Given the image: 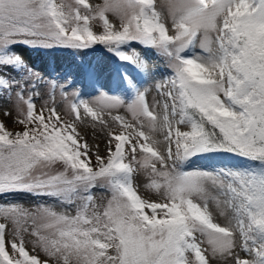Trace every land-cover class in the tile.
<instances>
[{
    "label": "snow or ice",
    "instance_id": "snow-or-ice-1",
    "mask_svg": "<svg viewBox=\"0 0 264 264\" xmlns=\"http://www.w3.org/2000/svg\"><path fill=\"white\" fill-rule=\"evenodd\" d=\"M167 9L154 0H0V116L22 128L0 119V264H264V0H171ZM132 42L156 49L172 74L131 101L103 91L81 99L12 51L102 44L134 62L135 49L120 50ZM17 65L21 75H8ZM85 120L104 133L103 154L78 131ZM205 152L257 167L184 170ZM139 175L155 199L139 193ZM97 189L110 192L102 210ZM19 194L54 198L75 215L9 199Z\"/></svg>",
    "mask_w": 264,
    "mask_h": 264
},
{
    "label": "rangeland",
    "instance_id": "rangeland-1",
    "mask_svg": "<svg viewBox=\"0 0 264 264\" xmlns=\"http://www.w3.org/2000/svg\"><path fill=\"white\" fill-rule=\"evenodd\" d=\"M87 2L96 5L103 3V0H87ZM170 2L171 0H154L156 9L162 11L165 16L168 10L167 5ZM109 19L113 23L119 24L118 19L112 14H109ZM93 27L97 32L102 30V26L99 23H95ZM130 49H135L137 53V59L134 62L120 60L115 51H113L115 59L112 61L107 55L98 51L78 52L73 55L65 52L50 51L49 48L44 47L12 45V51L23 58L28 68L48 81H59L61 83L68 81L69 86L78 91L79 98L84 100L95 97L98 92L103 91L112 96L120 97L124 101H131L136 92L146 88L151 89L155 81L172 74L166 59L157 50L142 47L135 42L122 45L120 48L124 52H128ZM193 51L198 52L199 48L189 50L188 54L191 55ZM19 68L9 67L6 72L10 76L18 77L21 75ZM51 93V87L41 89V97L36 101L37 109L41 107L46 99H50ZM148 99L151 101L152 94L149 95ZM55 101L57 110L63 118L67 119L68 117L64 115L65 108L61 102L59 88L55 89ZM121 114H125L123 110H121ZM0 119H4L9 130L13 132L22 131V128L14 124L11 118L0 116ZM77 127L88 144L93 147L96 144L100 145L101 154H103L104 133L98 127L93 128L88 120L78 124ZM183 168L185 171L194 168L207 169L209 171H218L221 168L252 170L249 161L225 152H205L200 156H193L190 160L184 162ZM145 182L146 177L143 175L137 177L135 183L139 186V193L146 198L155 199L156 193L149 192L143 187ZM93 195L97 208L102 210L108 198H110V192L104 189H97ZM210 195H214L211 190ZM9 199H16L14 202L28 209H34L37 204H46L58 213L69 212L71 215H75L74 206L61 204L54 198L41 199L28 194H19L15 197H9ZM210 210L216 222L224 223V218L219 215V210L214 202H210ZM25 240L30 241L31 237L25 235ZM28 247L31 248L30 242Z\"/></svg>",
    "mask_w": 264,
    "mask_h": 264
},
{
    "label": "trees",
    "instance_id": "trees-1",
    "mask_svg": "<svg viewBox=\"0 0 264 264\" xmlns=\"http://www.w3.org/2000/svg\"><path fill=\"white\" fill-rule=\"evenodd\" d=\"M74 2V0H73ZM136 43V42H135ZM138 44V43H137ZM20 45H23V44H20ZM140 46L142 47H145L141 44H139ZM26 46V45H24ZM29 47V46H28ZM146 48H150V47H146ZM154 49V48H153ZM50 51H57V52H65V53H70V54H73V55H76V53L78 52H90V51H98V52H101L105 55H107L112 61H114L115 57L113 56V51H109V49L102 45V44H95L91 47H88V48H84V49H75V48H67V47H51L49 48ZM156 50V49H155ZM20 66L17 65L16 68H19ZM225 153H229V154H232L234 155L233 153H230V152H225ZM235 156H238V155H235ZM238 157H241V156H238ZM243 158V157H242ZM245 159V158H244ZM247 160V159H246ZM249 161L250 163V167L252 170H255L257 165L255 162L253 161H250V160H247Z\"/></svg>",
    "mask_w": 264,
    "mask_h": 264
}]
</instances>
